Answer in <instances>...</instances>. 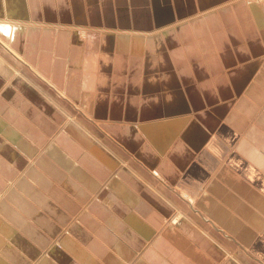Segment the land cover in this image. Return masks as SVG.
Returning a JSON list of instances; mask_svg holds the SVG:
<instances>
[{"label":"crops","instance_id":"crops-1","mask_svg":"<svg viewBox=\"0 0 264 264\" xmlns=\"http://www.w3.org/2000/svg\"><path fill=\"white\" fill-rule=\"evenodd\" d=\"M0 264H264V0H0Z\"/></svg>","mask_w":264,"mask_h":264},{"label":"rangeland","instance_id":"rangeland-1","mask_svg":"<svg viewBox=\"0 0 264 264\" xmlns=\"http://www.w3.org/2000/svg\"><path fill=\"white\" fill-rule=\"evenodd\" d=\"M183 197L186 199V200H189L185 195H183ZM190 201V200H189ZM179 213H177L176 211L169 217V219H168V221H170L169 222V224H174L173 222H172V220L174 219V217L176 216V215H178Z\"/></svg>","mask_w":264,"mask_h":264},{"label":"bare ground","instance_id":"bare-ground-1","mask_svg":"<svg viewBox=\"0 0 264 264\" xmlns=\"http://www.w3.org/2000/svg\"><path fill=\"white\" fill-rule=\"evenodd\" d=\"M14 27V26H13ZM14 29H16V26L14 27ZM20 29L22 30V26L20 27ZM23 31V30H22ZM12 36L10 35L9 36V38H11ZM178 219H179V216L178 215H176L175 217H174V219L172 220V222L173 223H177V221H178ZM170 222V221H169Z\"/></svg>","mask_w":264,"mask_h":264}]
</instances>
